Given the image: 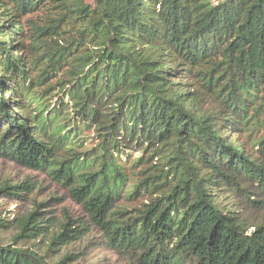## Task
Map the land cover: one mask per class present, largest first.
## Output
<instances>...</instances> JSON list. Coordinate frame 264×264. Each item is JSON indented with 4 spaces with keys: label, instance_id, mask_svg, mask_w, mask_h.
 <instances>
[{
    "label": "trees",
    "instance_id": "obj_1",
    "mask_svg": "<svg viewBox=\"0 0 264 264\" xmlns=\"http://www.w3.org/2000/svg\"><path fill=\"white\" fill-rule=\"evenodd\" d=\"M0 1V159L137 264H264V0ZM53 10L30 67L20 19ZM0 264L48 263L17 243Z\"/></svg>",
    "mask_w": 264,
    "mask_h": 264
},
{
    "label": "rangeland",
    "instance_id": "obj_2",
    "mask_svg": "<svg viewBox=\"0 0 264 264\" xmlns=\"http://www.w3.org/2000/svg\"><path fill=\"white\" fill-rule=\"evenodd\" d=\"M66 1L69 4L80 1L87 5L93 0ZM0 14L6 23H11L10 18L15 16L1 1ZM58 14L59 11L53 10L20 19L21 32L13 37L20 50L16 56H21L28 66L34 65L42 44V40L34 36L33 23L51 25ZM90 144H95L94 139H90ZM5 185L19 188L0 193L1 245L17 246L18 243L19 247L44 257L48 264H60L65 257L69 260L63 264H137L127 255L111 249L103 233L89 220L80 204L47 173L0 159V192ZM27 222L28 230L16 243L14 240L21 224ZM62 231L65 236L56 239Z\"/></svg>",
    "mask_w": 264,
    "mask_h": 264
}]
</instances>
